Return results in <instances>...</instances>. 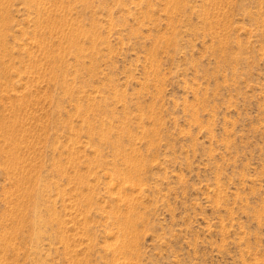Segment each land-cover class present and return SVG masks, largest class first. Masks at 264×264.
<instances>
[{
    "label": "rangeland",
    "instance_id": "obj_1",
    "mask_svg": "<svg viewBox=\"0 0 264 264\" xmlns=\"http://www.w3.org/2000/svg\"><path fill=\"white\" fill-rule=\"evenodd\" d=\"M0 264H264V0H0Z\"/></svg>",
    "mask_w": 264,
    "mask_h": 264
}]
</instances>
